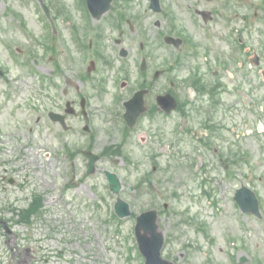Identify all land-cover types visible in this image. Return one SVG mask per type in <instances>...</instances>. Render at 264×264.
<instances>
[{
	"label": "rangeland",
	"instance_id": "rangeland-1",
	"mask_svg": "<svg viewBox=\"0 0 264 264\" xmlns=\"http://www.w3.org/2000/svg\"><path fill=\"white\" fill-rule=\"evenodd\" d=\"M10 3L21 6L18 0H0V32L7 42L14 40L22 45L21 41H23V38L13 27L8 26L9 22L1 21L4 19L3 14L8 8L7 4ZM28 7L29 6L24 9V12H28L30 15V24L34 26L32 29L36 36H39V23L35 15L31 13V11H27ZM0 47H3V44L0 43ZM39 48L41 49V47ZM38 54L40 59L34 64L38 71L42 68L49 69L52 67L51 64L47 63V58L42 59V52ZM0 62L8 64L10 67L12 66L2 48H0ZM83 64L78 66V71H82ZM85 66H87V62ZM12 69V75H15L19 71V67L17 66H13ZM20 85L25 88L27 87L24 81H22ZM245 90L251 103L245 106V108L251 113L249 115H247L245 111L243 113L249 117L250 123L241 122L237 112H234L232 115L223 114V137L218 138L215 136L211 139V147L209 149L197 146L192 138L195 136H204V134L206 135V133L203 132L200 135L190 133V136L182 134L184 138L177 146L174 145L170 150L167 149L169 148L168 146L165 147V154L159 157V166L161 169H157L152 177L155 186L157 185V187L161 189V196L157 199L151 200L154 196L147 191L145 195L143 194L142 197L139 196L140 198L137 199L136 193H130L128 190L129 187H132L140 192L136 186L137 183H135L138 177L136 179L134 174L130 175L129 172L108 165L111 170L121 174L123 190L120 197L130 205V210L132 212L128 221L125 219L122 221V223L124 222L123 224L120 220L118 221L121 224L119 226L112 224L108 226V228H105L104 225L101 224V217L90 211L92 204H96L94 201L101 202V198H103L106 200L104 204L109 206L113 212L116 197L110 192L107 193L102 171H98V174L94 177L91 176L85 179L76 189L69 188L62 190L66 179L76 184L80 179H78V181H72L73 173H68L70 171L69 163L67 165H60L58 168L53 165L48 167L45 171L40 170L37 167V164H40L39 160L47 159V163H49L50 159L54 158L55 155L47 154L46 156H42L35 151L36 148H33L31 144L28 149L22 147L21 150L31 156H33L34 152L37 153V157H34L37 161L34 163H30L29 160L25 161V164L28 166L26 170L17 173L15 170L12 171V169H9L10 166L4 165V170L7 171L6 173L8 176H12L17 180V184H19L21 188H24V190L18 187H4L0 181V188L2 187V193H0V206L5 207L8 206L9 203H12L13 207L25 209L26 206L28 207L31 199V189L26 191V183L31 180L30 184H33L34 188H41L42 180H44V187L48 192L55 187L53 181L55 180L57 172H59L62 173L61 180L63 184L59 185V194H62L63 203L59 201V204H56L57 209H54L48 200H44L43 215L46 216L45 219L48 217L51 223H40L38 222V218L35 217L32 221L33 224H40L46 234V238L49 236L56 238L57 241L55 243L47 242V245L51 246L55 251L59 253L63 252V256L60 259H56V264H143L141 256L140 258L138 256L139 259H135L133 255L134 261H129L128 258L130 257L129 252L131 249L134 250V254L138 252L137 248L133 245L135 244L133 235L134 218L139 212L150 209H155L159 212L161 221L160 229L164 232V236L169 241V244L166 245L163 251V257L174 264H229V254L227 253L229 249L226 246V239L228 238H235L238 243L241 238H244L247 245L252 248L256 258L264 262V217L261 216L260 219H258L256 217L251 218L242 216L246 221L238 220L233 202L235 191L242 185L247 186L253 191H261L264 199V137L258 135L256 132L257 125L260 127L263 126L262 130H264V118L260 120L261 122H258L259 119L254 117L255 115L262 114L259 110L260 107L257 106L256 100L258 98H264V87H261V84H253L250 89ZM233 94L234 92L232 89L224 93L223 106L225 103L232 106V103L236 102ZM262 100L263 99H261L262 107H264V100ZM19 103L22 104V101ZM96 106L98 108L100 107L99 104H96ZM232 108H235V106ZM238 109H240V107ZM20 117L19 115L15 117H13V115L8 116L7 111H0V123L3 134L5 135V145L9 147L14 141L15 153L22 144L21 140H19V145H17L16 140H18V138H15L17 131L21 129L20 127L22 126V122H19L20 124L17 123ZM21 120H23V117ZM191 122L202 128L201 126L203 123H201L200 120L196 119ZM172 125L173 120H170V123L164 128L166 138H169V131L171 133ZM188 125L189 124L182 122L180 132L181 129L185 131ZM9 126L10 128L8 129ZM253 129L255 131L254 137H250L249 140L244 143V148L242 146V149L252 155L251 159L253 161L255 176H259L260 179L254 184L248 177L249 169L242 164L238 170L237 180L229 182L222 177L223 169L217 166L219 159L213 153V147L219 148L220 151L223 152L224 157H226V149L233 151V148L237 146L235 144L236 139H240L239 144H243L245 139L237 137L239 131H245L250 134ZM39 131L40 129H37L33 139H39L46 133V131ZM175 138H177V136H170L172 144L173 142L174 144L177 143ZM53 148H55V146H53ZM238 151L240 152L239 149ZM143 152L144 151L138 154V156H140L138 157L139 163H142L141 153ZM149 155L150 152H147L146 156L148 157ZM0 158L7 159L4 155ZM188 164L191 168H189ZM21 168L22 166L20 165L16 170L19 171ZM0 171V174H3V176L6 175L2 169H0ZM77 171L79 172V169H77ZM150 171L151 168L143 166L140 171V177L144 173ZM235 171L236 168H233L232 172L235 173ZM212 173H214L216 179L214 177H209ZM244 174H246V177H244ZM79 175L80 172L78 173V178H80ZM29 176H31V179H29ZM204 181H206L207 188L210 189L211 192L216 190L215 196L208 198V196L204 194L205 185L203 186L202 184ZM103 187H105L104 190H102ZM221 187L227 188L226 191H223L225 199L218 202V207L212 208L211 198H215L219 201L221 197L220 193H222V190H220ZM95 189L99 191V196ZM166 195L170 196L167 201V209L164 208L165 202L163 200V197ZM65 200H69L72 205L69 206L67 202H64ZM50 208H52V212ZM187 209L191 210V216L196 217L195 223L190 226L181 222L182 216ZM7 215L10 217L9 214L4 212L0 217L6 218ZM10 218L12 220L18 219L14 215ZM203 220L211 222L213 234L218 241L215 249L213 248L215 252L214 255L209 254L207 248L208 242H206V237L199 229ZM49 228H54V231H49ZM243 229L245 231H242ZM26 231L27 228L22 226H20L19 231H17L20 237H22L21 240L19 237H16L17 244L20 246L25 245L24 238L26 237ZM39 231L40 230H37V232ZM40 232L43 233L42 231ZM117 234L120 235L124 241L120 247H117V243L114 244L111 239V236L114 237ZM11 245L12 242L8 243V237L3 235L0 230V254L1 258L4 260V264H16L11 256ZM108 246H113V248L107 250ZM240 254L241 257L248 258L244 252Z\"/></svg>",
	"mask_w": 264,
	"mask_h": 264
},
{
	"label": "flooded vegetation",
	"instance_id": "flooded-vegetation-1",
	"mask_svg": "<svg viewBox=\"0 0 264 264\" xmlns=\"http://www.w3.org/2000/svg\"><path fill=\"white\" fill-rule=\"evenodd\" d=\"M180 2L195 12L208 11L205 15L208 19H212L211 13H215V25L222 36L233 33L237 37L241 35L249 42L251 37L261 38L264 34V0H180ZM255 33L261 35L255 36ZM243 52L247 53L246 50Z\"/></svg>",
	"mask_w": 264,
	"mask_h": 264
},
{
	"label": "water",
	"instance_id": "water-1",
	"mask_svg": "<svg viewBox=\"0 0 264 264\" xmlns=\"http://www.w3.org/2000/svg\"><path fill=\"white\" fill-rule=\"evenodd\" d=\"M115 191H117V189H115ZM159 250H160V246H158L155 249V257H156V259H157L158 262H161L160 259H159Z\"/></svg>",
	"mask_w": 264,
	"mask_h": 264
}]
</instances>
